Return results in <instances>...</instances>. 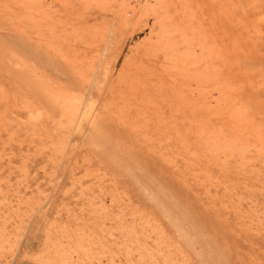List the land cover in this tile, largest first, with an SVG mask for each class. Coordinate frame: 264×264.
<instances>
[{
  "label": "rangeland",
  "instance_id": "obj_1",
  "mask_svg": "<svg viewBox=\"0 0 264 264\" xmlns=\"http://www.w3.org/2000/svg\"><path fill=\"white\" fill-rule=\"evenodd\" d=\"M0 264H264V0H0Z\"/></svg>",
  "mask_w": 264,
  "mask_h": 264
},
{
  "label": "bare ground",
  "instance_id": "obj_2",
  "mask_svg": "<svg viewBox=\"0 0 264 264\" xmlns=\"http://www.w3.org/2000/svg\"><path fill=\"white\" fill-rule=\"evenodd\" d=\"M38 92V91H37ZM32 93V92H31ZM42 96H44V97H46V95H41V96H39V97H41V99H42ZM40 99V100H41ZM43 100V99H42ZM45 100H46V102H47V99L45 98ZM55 100V99H54ZM44 101V100H43ZM49 101V100H48ZM51 101V100H50ZM82 101V100H81ZM80 101V103H82V104H80L79 103V106L77 107V109H76V111L74 110H72V112H75L74 113V121H73V123H75V124H77V120H76V116L79 114V112L82 110V107H83V105H84V103L85 102H81ZM84 101V100H83ZM27 102V101H26ZM52 102V101H51ZM56 102H58V104H61L62 106L60 107V105H57L56 104ZM61 102V101H60ZM145 102V101H144ZM53 103V104H52ZM50 105L54 108V110H58V112H60L61 114H62V116L64 115V116H67V115H65L66 113H68V112H70L71 113V111H70V109L68 108V107H65L66 106V104L65 103H63V101H62V103H59V101H57V100H55V102L53 101ZM65 104V105H64ZM145 105V104H144ZM143 105V106H144ZM32 106V105H31ZM146 106V108L148 107L147 105H145ZM51 108V107H50ZM138 111V110H137ZM137 111H135L136 113H137ZM135 112H134V114H135ZM56 113V112H55ZM132 113V112H131ZM131 113H129V115L131 116L132 114ZM54 115H56V114H54ZM68 115L69 116H71L72 115V113H71V115L68 113ZM136 115V114H135ZM79 116V115H78ZM78 116H77V119H78ZM72 117H73V115H72ZM132 117V116H131ZM61 118V117H60ZM67 118H68V116H67ZM118 119V118H117ZM55 120V119H54ZM91 120V119H90ZM76 121V122H75ZM112 122H113V120H112ZM72 123V122H71ZM58 124V123H57ZM112 124H114V122L112 123ZM48 126V125H47ZM74 126V125H73ZM73 126H71V127H73ZM110 126V125H109ZM114 127V126H113ZM126 128V127H125ZM72 130V129H71ZM133 130H135V129H133ZM74 131V130H73ZM72 131V132H73ZM72 132H71V134H72ZM122 132V131H121ZM62 157V156H61ZM35 158V157H34ZM63 158V157H62ZM61 163V162H60ZM67 163H69V161L67 162ZM65 164V163H64ZM67 167V166H66ZM33 168V167H32ZM66 172V171H65ZM30 188V187H29ZM15 254V253H14Z\"/></svg>",
  "mask_w": 264,
  "mask_h": 264
}]
</instances>
